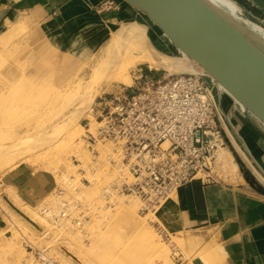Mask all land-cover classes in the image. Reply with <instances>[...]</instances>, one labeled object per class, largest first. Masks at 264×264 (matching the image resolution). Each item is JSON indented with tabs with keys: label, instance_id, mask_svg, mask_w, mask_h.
I'll return each instance as SVG.
<instances>
[{
	"label": "rangeland",
	"instance_id": "1",
	"mask_svg": "<svg viewBox=\"0 0 264 264\" xmlns=\"http://www.w3.org/2000/svg\"><path fill=\"white\" fill-rule=\"evenodd\" d=\"M231 5L234 11L222 6L229 24L245 34L264 55V24L253 16L248 19L241 16L237 7ZM136 13L133 21L148 27V41L159 52L183 57L163 32L147 23L141 12ZM2 26L0 149L9 148L12 155L6 163L0 162V211L7 212L9 218L7 228L0 233V264H12L18 248L29 252L27 264H168L172 244L159 234L156 214L144 217L139 212L138 199L129 196L120 199L116 195L114 185L129 180L126 179L129 174L120 176L122 170L108 161L106 164L104 156L91 155L89 159L84 149H87L83 141L86 124L91 123L94 133L99 127L95 112L100 96L126 84L114 81L104 85L89 111L77 123H70L72 112L81 104L79 93L89 88L93 70L101 65L108 42L97 48H84L80 53L81 48H76L75 53L66 50L58 53L51 47L38 48L49 40L45 34L34 33L31 26ZM69 54L72 55L65 62ZM144 67L157 73H171L148 63L131 66L129 72L133 76L134 71ZM192 69L193 73H204L196 67ZM217 91L222 96L221 85ZM221 153L220 174L227 179L237 176L245 179L247 169L242 165L235 168L231 159L224 162ZM15 173L39 176L45 181L51 178L69 191L41 204L28 201L20 193L18 203L2 193L3 187L14 184L10 179ZM107 191L111 194L107 195ZM64 201L69 202L66 217L61 216ZM85 216H90V221L81 231L74 221ZM150 217L154 221L148 220Z\"/></svg>",
	"mask_w": 264,
	"mask_h": 264
},
{
	"label": "crops",
	"instance_id": "2",
	"mask_svg": "<svg viewBox=\"0 0 264 264\" xmlns=\"http://www.w3.org/2000/svg\"><path fill=\"white\" fill-rule=\"evenodd\" d=\"M105 1L0 0V24L28 23L34 33L46 35L53 51L75 53L81 48L80 53L84 48L99 47L115 29L136 19L137 13L120 0L121 10L101 12L100 5ZM229 1L241 16H253L264 24V0ZM219 101L226 148L258 186L238 176L227 179L218 167L217 182L197 180L179 189L156 214V221L171 239L168 264H264V127L224 93ZM19 174L11 177L14 184L8 186L34 204L54 197L59 190V184L51 178L45 181ZM7 188L3 187L2 193L12 198ZM6 213L0 212V233L8 225ZM174 250L181 253L180 258L173 255ZM29 258L27 250L18 248L12 264H27Z\"/></svg>",
	"mask_w": 264,
	"mask_h": 264
},
{
	"label": "built area",
	"instance_id": "3",
	"mask_svg": "<svg viewBox=\"0 0 264 264\" xmlns=\"http://www.w3.org/2000/svg\"><path fill=\"white\" fill-rule=\"evenodd\" d=\"M122 6L107 0L99 10H121ZM132 80V85H117L100 96L95 112L99 127L94 133L91 123L86 124L84 140L90 151L99 143L113 146L131 175L114 185L116 193L137 198L140 214L147 217L182 187L197 180L217 182L218 156L226 141L218 84L209 76L157 73L144 67L134 71ZM110 159L116 163V157ZM67 214L64 201L61 216ZM88 221L90 216L74 223L83 231ZM157 229L170 240L160 224ZM173 255L181 257L178 250Z\"/></svg>",
	"mask_w": 264,
	"mask_h": 264
},
{
	"label": "water",
	"instance_id": "4",
	"mask_svg": "<svg viewBox=\"0 0 264 264\" xmlns=\"http://www.w3.org/2000/svg\"><path fill=\"white\" fill-rule=\"evenodd\" d=\"M124 1L157 25L179 52L204 67L247 116L264 127V55L252 44L242 47L229 40L227 29L201 0H189L194 13L180 0ZM245 179L257 188L250 174Z\"/></svg>",
	"mask_w": 264,
	"mask_h": 264
},
{
	"label": "bare ground",
	"instance_id": "5",
	"mask_svg": "<svg viewBox=\"0 0 264 264\" xmlns=\"http://www.w3.org/2000/svg\"><path fill=\"white\" fill-rule=\"evenodd\" d=\"M120 1L123 5L128 6V7L130 6L132 11H135V12L139 11L135 7L126 3L124 0H120ZM180 1L183 4V6L186 8L187 12H189V13L193 12L194 13L193 9H195V8L193 7L194 6L193 3H191L189 0H180ZM201 2L207 8H209L212 13H214V15L218 18L219 23L222 24L227 29L225 31V35L227 36V38L229 40H231L233 43H235L239 46H242V47H244L243 45L247 46L248 48H249V45L252 46L251 42L249 41V39L247 38V36L245 34L240 33L239 31H237L236 28H234L231 24H229L230 21H229V17H227L228 14L222 7V6H225L226 8L230 9L231 11H234V8L231 5V2L229 0H201ZM142 15L146 17L147 21L146 20L145 21L147 23H149V24L151 23L152 25L151 24L150 25L152 27H154L157 31L162 32L161 29L157 25H155L146 15H144L143 13H142ZM2 25L3 24H0V32L3 30ZM216 25H218V24H216ZM26 27L27 28L29 27L28 23L20 24V28H26ZM231 29H234V30H231ZM147 30H148V27L145 24H141L138 21H133V22L130 21L127 23H123L117 30H115V32L112 33L111 37L107 40L108 43H107L106 48H105V55H104V58L101 62V65L98 68H94V70H93V75L91 77V82H90L89 88L85 92L83 91V92L79 93L82 95V100H81L80 106L77 107L72 112V115L70 117V123L72 125L77 123L79 118L82 117L86 112L89 111V109L95 103L100 91H102L104 85L109 84V83L111 84V82H114V81L122 82V84H126L128 86L133 84L132 76L129 72V68L131 66L142 65V64L144 65V64L148 63L151 66H153V68L157 67L159 69L161 68V70H163V71L165 70V71H168V72H171L174 74H181V75L186 74V73H193L192 68L196 67L199 70H201V72H204L203 74H207L209 76V73L206 71V69L204 67L195 63L191 59V57H189L185 54H182L183 57L178 58L175 56L172 57V55L169 56L167 54L159 52L158 49H156L153 46V44L151 42H149L150 40L148 41ZM164 36H166V35L164 34ZM172 45H173V43H172ZM37 47L38 48L45 47L46 49H48V47L50 48L51 46L48 43H41V45L37 46ZM173 47H175V46L173 45ZM120 49H122V50H120ZM50 50H53L52 47L50 48ZM33 51H35V49L31 50V52H33ZM138 53H142L143 55L142 54H141V56H135L134 55V54H138ZM122 56H123V58L121 59ZM194 73H197V72H194ZM210 77H211V75H210ZM127 83H131V84H127ZM215 83L218 84L216 81H215ZM218 85H221V84H218ZM221 87L223 89V93H224L225 97L233 99L231 94L222 85H221ZM82 89H83V87L80 86V90H82ZM67 128H69V126H67ZM85 133H86V127H85ZM84 135H83V137H84ZM28 140H29V138L26 139V141H28ZM2 141L3 140L1 138L0 142H2ZM83 141L85 142V140H83ZM80 145H82L81 139H80ZM85 145H86L88 150L86 148H84V149H85V151H87V155H88L89 159H91L92 156H95V157H98L99 155L104 156V158L106 160V164L108 162H110L111 165H115L116 167L120 168V170H122V172L120 173V176L128 173L129 178H126V179L131 178L130 177L131 175L129 173L127 166L120 159V155L114 150L112 145H110L109 143H106V144L99 143L95 147L94 151L89 150L86 142H85ZM221 151H222V153H221ZM82 152H83V150H82ZM219 153H221V160L226 162L227 159H229V160L231 159L235 168H238V165L233 160L231 153L227 150L226 147L221 148ZM11 155H12L11 149L2 147L0 149V162L6 163L11 158ZM110 156L116 157V163H113L111 161ZM217 162L219 164V159ZM224 162H223V164H224ZM83 166H85V163L83 164ZM217 168H218V166H217ZM83 172L84 171L81 170V174H83ZM69 182H71V180H69ZM122 183H123V180L117 184L121 185ZM6 187H8L7 191L9 192L10 196H12V198L15 199L16 202H18V203L21 202V199L19 198V196L14 193L13 186H6ZM65 191L67 192L69 190L65 187L59 186V190L57 192H61V194H62V193H65ZM108 193L111 194V192H108ZM61 194L58 193L57 195H61ZM113 195H115V194L113 193ZM113 195H111V196H113ZM116 195L120 199H125L128 197V196L123 195L121 193H117ZM138 202H140V201H138ZM68 206H69V204H68ZM163 206H165V204ZM159 209L157 210V212L159 211ZM165 239H166V237H165ZM166 240L170 242L171 239L170 240L166 239Z\"/></svg>",
	"mask_w": 264,
	"mask_h": 264
}]
</instances>
